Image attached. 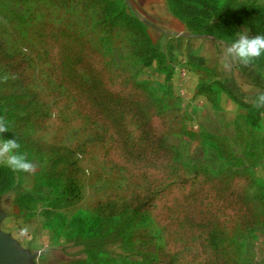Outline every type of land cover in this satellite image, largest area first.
<instances>
[{"label": "rangeland", "instance_id": "rangeland-1", "mask_svg": "<svg viewBox=\"0 0 264 264\" xmlns=\"http://www.w3.org/2000/svg\"><path fill=\"white\" fill-rule=\"evenodd\" d=\"M167 30L223 57L264 0H0V139L36 164H0V264L13 234L34 264H264V107L214 67L180 92Z\"/></svg>", "mask_w": 264, "mask_h": 264}, {"label": "crops", "instance_id": "crops-1", "mask_svg": "<svg viewBox=\"0 0 264 264\" xmlns=\"http://www.w3.org/2000/svg\"><path fill=\"white\" fill-rule=\"evenodd\" d=\"M167 32L170 35L167 49L169 50L171 60H175L178 63L181 62L175 70L179 74L180 80H182L180 84L181 89L183 91L185 90L186 93L188 80L192 73L189 70H191L190 68L194 70L197 66L216 68L218 79L223 80L226 85L228 84L229 88L234 92L240 89V92L244 94L245 98L251 99L252 101L255 100L259 92H264V76L262 74L259 75L258 71L253 73V75L251 74L250 79V76L247 73H242L241 69H233L232 66L230 70L224 69L222 65L223 57L211 52L210 43L203 42L200 38L174 33L171 30H167ZM214 51L216 52V50ZM208 55H212V57L209 58ZM182 64L187 69L184 78L181 77L180 72V66ZM0 216L1 219L3 216L1 212ZM13 236L16 238H12L15 240L16 246L24 253V248L28 247L27 243L20 236L18 237L14 234ZM34 261H36L35 257L26 253L22 257L18 256L13 264H32Z\"/></svg>", "mask_w": 264, "mask_h": 264}, {"label": "clouds", "instance_id": "clouds-1", "mask_svg": "<svg viewBox=\"0 0 264 264\" xmlns=\"http://www.w3.org/2000/svg\"><path fill=\"white\" fill-rule=\"evenodd\" d=\"M262 53H264V35L250 36L247 30H244L238 33V37L234 42L225 46L222 61L223 68L230 70L236 62L247 66L252 60L259 58ZM253 103L255 107H264V92H259ZM6 131H8V127L5 119L0 117V133ZM20 147L16 138L0 139V164L6 165L15 172H35L36 164L30 162L19 151Z\"/></svg>", "mask_w": 264, "mask_h": 264}, {"label": "water", "instance_id": "water-1", "mask_svg": "<svg viewBox=\"0 0 264 264\" xmlns=\"http://www.w3.org/2000/svg\"><path fill=\"white\" fill-rule=\"evenodd\" d=\"M1 237L3 238V241H5L4 244H6V243L9 244L10 238L7 235L1 234ZM5 248H6L5 249V252H6V255H7V264H13L12 263V258H10V256L13 257V258H16L18 256L19 257H22L23 256L22 255L23 252L20 249H18V251H15L14 249H12L10 247H6L5 246ZM9 254H10V256H9Z\"/></svg>", "mask_w": 264, "mask_h": 264}, {"label": "built area", "instance_id": "built-area-1", "mask_svg": "<svg viewBox=\"0 0 264 264\" xmlns=\"http://www.w3.org/2000/svg\"><path fill=\"white\" fill-rule=\"evenodd\" d=\"M180 72H181V77L182 78H184V76H185V74H186V72H187V69H186V67H185V65H181L180 66ZM180 92H183V90L180 88V90H179Z\"/></svg>", "mask_w": 264, "mask_h": 264}]
</instances>
